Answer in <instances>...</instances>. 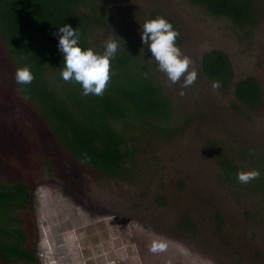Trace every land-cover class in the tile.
<instances>
[{
    "label": "rangeland",
    "instance_id": "rangeland-1",
    "mask_svg": "<svg viewBox=\"0 0 264 264\" xmlns=\"http://www.w3.org/2000/svg\"><path fill=\"white\" fill-rule=\"evenodd\" d=\"M105 1L139 35L153 9L175 20L197 79L184 87L183 76L173 83L163 72L161 80L176 100L178 118L191 117V123L173 136L137 133L139 168L118 180L79 166L54 138L5 152L14 160L0 163L8 180L17 169L31 172L34 210L24 214L36 227L28 246L38 264H264V202L227 181L211 151L225 149L236 159L246 147L252 150L246 153H264V107L255 112L236 103L200 70L203 54L220 49L231 59L235 80L253 77L264 88V0H255L258 20L246 30L186 0ZM14 71L0 40L2 88L13 83ZM6 90L0 94L3 118L22 110ZM31 119L21 116L25 123ZM46 156L59 171L41 165ZM253 162L236 163L248 169ZM160 237L166 249L151 252Z\"/></svg>",
    "mask_w": 264,
    "mask_h": 264
},
{
    "label": "trees",
    "instance_id": "trees-1",
    "mask_svg": "<svg viewBox=\"0 0 264 264\" xmlns=\"http://www.w3.org/2000/svg\"><path fill=\"white\" fill-rule=\"evenodd\" d=\"M186 1L240 30L253 28L258 20L255 0ZM156 16L172 23L179 34L176 43L183 50L175 20L158 8L152 10L148 20ZM64 24L78 29L82 48L103 52L105 40L120 38L123 42L110 61V79L102 95H83L79 83L62 79L63 56L54 33ZM0 40L15 67L13 83L0 86V94L9 87L4 95L19 101L22 109L0 117V163H14L4 154L17 150V144L54 138L79 166L94 169L106 180L123 179L140 162L137 133L156 131L173 136L191 123V117L178 118L176 100L161 80L163 72L141 35L121 24L105 0H0ZM24 64L31 65L34 79L19 85L15 74ZM200 70L203 78L219 82L220 90L234 95L236 103L255 112L264 107L261 83L253 77L235 80L226 52L213 49L204 53ZM21 116L31 117V122L21 121ZM248 150L252 151L246 147L238 158L254 161L246 169L225 149H211L227 181L255 192L264 202V153L253 150L249 154ZM41 165L48 171H59L58 164L48 156ZM252 169L259 170L260 175L246 184L237 180L238 171ZM27 170L17 169L14 180H8L0 164V264H38L28 246L35 225L31 227L24 214L34 210L31 172ZM157 202L163 200L158 198Z\"/></svg>",
    "mask_w": 264,
    "mask_h": 264
},
{
    "label": "clouds",
    "instance_id": "clouds-1",
    "mask_svg": "<svg viewBox=\"0 0 264 264\" xmlns=\"http://www.w3.org/2000/svg\"><path fill=\"white\" fill-rule=\"evenodd\" d=\"M54 35L59 39L58 49L63 56V68L60 72L62 79L79 83L83 89V95L90 93L102 95L110 79V61L115 57L118 47L123 45L121 39L117 41L109 38L103 52H97L91 47H81L80 33L70 24L59 26ZM178 35L172 23L164 16H156L141 25L142 42L150 49L153 58L158 62L159 69L166 73L167 78L173 83L183 76L184 87H187L197 79V70L192 68L189 71L192 61L177 45ZM33 79L34 74L30 64L17 68L15 74L17 84L27 85ZM212 87L218 88L219 82L214 81ZM259 175L260 172L257 169L241 170L237 172L236 178L240 183L246 184ZM166 247V239L160 237L152 241L150 251L162 252Z\"/></svg>",
    "mask_w": 264,
    "mask_h": 264
}]
</instances>
